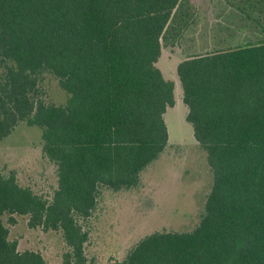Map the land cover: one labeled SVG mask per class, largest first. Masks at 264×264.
<instances>
[{
  "label": "trees",
  "instance_id": "trees-1",
  "mask_svg": "<svg viewBox=\"0 0 264 264\" xmlns=\"http://www.w3.org/2000/svg\"><path fill=\"white\" fill-rule=\"evenodd\" d=\"M200 17L195 0H0V141L40 128L57 180L48 196L0 170V264H51L19 249L4 215L59 232L63 264L90 261L103 189L137 188L169 145L175 83L158 63ZM177 73L213 172L205 210L194 229L151 232L114 264H264V38L190 55ZM51 76L66 102L49 98Z\"/></svg>",
  "mask_w": 264,
  "mask_h": 264
},
{
  "label": "rangeland",
  "instance_id": "rangeland-1",
  "mask_svg": "<svg viewBox=\"0 0 264 264\" xmlns=\"http://www.w3.org/2000/svg\"><path fill=\"white\" fill-rule=\"evenodd\" d=\"M195 3L201 11L199 24L180 41L165 44L158 63L165 78L175 83V105L165 113L169 145L143 171L137 188L120 192L103 189L98 208L86 223L90 233L87 264H114L145 235L163 229L190 231L202 218L213 172L207 153L196 141L193 125L187 120L188 106L183 101L177 66L190 55L208 52L214 46L225 49L263 38L260 35L253 38L250 32L226 30L230 25L214 22L216 14L209 12V0ZM222 17L227 23L246 22L235 10ZM46 82L50 99L58 104L66 102V97L68 100L70 95L59 89L54 77H47ZM42 141L40 128L27 123L20 125L0 141V170L16 169L22 184L50 196L56 188V169L44 157ZM3 218L10 228V238L18 241L20 250L38 249L51 264H63L64 243L59 232L32 229L27 216H16L15 225L9 223L8 215Z\"/></svg>",
  "mask_w": 264,
  "mask_h": 264
},
{
  "label": "crops",
  "instance_id": "crops-1",
  "mask_svg": "<svg viewBox=\"0 0 264 264\" xmlns=\"http://www.w3.org/2000/svg\"><path fill=\"white\" fill-rule=\"evenodd\" d=\"M213 2V4H212ZM212 5V6H211ZM210 7H212L210 9ZM198 8L200 9L199 5ZM263 8L262 11L257 10ZM235 10L242 17H245V23L225 22L222 15L230 14ZM215 11L214 22L230 25L226 30L250 32L253 38L260 35L264 38V0H209V12ZM217 12V13H216ZM201 16V11L199 10Z\"/></svg>",
  "mask_w": 264,
  "mask_h": 264
}]
</instances>
